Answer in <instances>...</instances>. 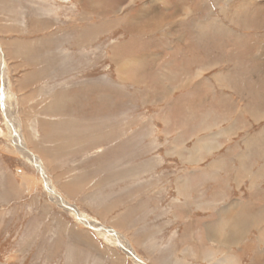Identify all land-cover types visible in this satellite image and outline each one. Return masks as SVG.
<instances>
[{"label": "rangeland", "instance_id": "obj_1", "mask_svg": "<svg viewBox=\"0 0 264 264\" xmlns=\"http://www.w3.org/2000/svg\"><path fill=\"white\" fill-rule=\"evenodd\" d=\"M20 1L5 0L8 31L0 33V264L7 254L10 264H210L208 254L253 264L258 250L261 262L264 244L254 229L244 240L241 216L222 210L211 240L209 216H200L184 248L182 230L166 226L156 205L144 207L146 176L160 170L153 161L165 144L158 122L152 139L146 134V117L165 108L141 101L150 75L170 84L169 110L264 108V0H40L36 11ZM125 60L134 63L119 77ZM259 127L264 116L249 134ZM5 170L27 190L7 205ZM231 219L242 231L228 247Z\"/></svg>", "mask_w": 264, "mask_h": 264}, {"label": "crops", "instance_id": "obj_2", "mask_svg": "<svg viewBox=\"0 0 264 264\" xmlns=\"http://www.w3.org/2000/svg\"><path fill=\"white\" fill-rule=\"evenodd\" d=\"M23 1L29 2L31 0ZM32 1L34 4H30L35 5L34 9L36 11L37 7L40 8V0ZM15 2H18V0H15ZM26 2L23 4L26 5ZM7 6L9 7L10 3ZM34 22L36 21L33 19V24L36 25ZM8 28L11 29L12 27L8 26ZM6 31L8 29L5 25V0H0V33L2 32V37H5L3 33ZM0 48L1 54L6 58L5 44L2 43ZM118 54L116 50H113L115 71L116 62L121 59ZM183 70H185V66H183ZM166 71L165 68L166 74L162 73V80L165 78L167 80L169 77L170 70L168 73ZM131 73L133 80L134 77L136 80L140 77L137 86L144 85L140 73ZM144 77L147 95L141 102L152 105L164 104L166 109H162V112L158 111V113L149 112L146 117V134L152 139L153 133L150 129L156 121L162 126L160 134L165 139L162 148L164 149V158L160 157V159L153 161L154 167H158L160 170L154 169L155 173L152 171L146 176V189L144 192L146 205L144 204V207L148 210L151 209L148 206L154 205L155 207L156 205L158 207L153 208L155 212H146L147 222H151L153 219L149 218L150 214L157 212L161 215L163 212L166 218L162 221L166 226L173 225L174 227L176 225L179 230H182L178 243L185 248L187 242H184V238L192 234L190 227L192 222L195 225L194 227H197V224L201 222L200 216H209L204 222L206 224L204 230L205 234L210 232V237H212L214 236L213 232L223 219L221 218L223 217L221 211L225 210L229 212L227 215L244 218V240L246 232L254 229V231L257 230L255 232L263 245L264 127H259L256 132L251 134H249V130L250 125H253L254 122L264 116V108L251 110L249 104L246 103L242 107L237 104V107H235L237 109L229 107L231 104H226L225 107H227L222 108L223 110L206 109L198 111L196 106H191L192 108H184L176 112L169 110V106L168 108L165 107L168 104L175 103L174 100L173 102H170V100L167 102V88L163 87L164 85L169 87L170 84L166 83L161 88L156 84L153 76L144 75ZM132 79L130 81L133 82ZM194 84H196V89H193V91H197L200 83ZM177 85L174 87H178ZM131 87L134 88V83L131 84ZM82 99L84 100V98ZM71 114H73V111ZM79 115L80 113L77 116L78 118ZM246 118H251L253 122L248 120L251 124L248 123ZM3 192L5 193L6 205L23 199L27 194L25 181H22L19 177L8 176L5 170V189ZM15 209H18V207ZM8 210L5 209L7 212ZM37 225L43 227L44 223ZM195 234L194 232L196 238L197 234ZM200 237L198 240H200ZM210 237L208 233V238L211 240ZM68 239L65 240V246L66 248L69 246V254L72 257L75 244L73 243V237L70 238L69 243ZM57 241L56 238L54 242L49 244L51 252H57L53 250L57 248ZM45 244H42V247ZM59 245H62V243ZM258 252V254L256 253V261L253 264H263L264 262L263 257L260 262L262 255H260L259 250ZM5 258V264H10L11 261L15 262L16 260L11 254H7ZM18 261L22 262L24 260L20 258Z\"/></svg>", "mask_w": 264, "mask_h": 264}, {"label": "bare ground", "instance_id": "obj_3", "mask_svg": "<svg viewBox=\"0 0 264 264\" xmlns=\"http://www.w3.org/2000/svg\"><path fill=\"white\" fill-rule=\"evenodd\" d=\"M90 1V0H89ZM134 0H129V3H133ZM88 3V2H87ZM122 8L118 11H121ZM144 11V10H143ZM131 61V60H130ZM130 61L128 60H125V61H122L121 63V66L120 68L118 69V76H122V71L123 72H127L131 65L134 63V61H131V63H129ZM6 108V107H5ZM9 115V114H8ZM16 141L17 139H19V136L16 135ZM19 148L21 150V154H26L27 158L29 159H33V155L31 156L30 152H28L27 150H24L22 145H21V142H20V145H19ZM32 157V158H31ZM38 170H40V168L37 166ZM65 205V204H64ZM67 207V206H66ZM228 213V212H227ZM226 212L224 214H227ZM230 225H229V229H228V235L224 236V241L226 245H228V247L230 245H232L233 243H235L236 241L234 240H239L240 239V232L242 231V229H240V225L236 222V221H233L232 219L230 220ZM213 235H214V232H213ZM216 235V234H215ZM114 236H117L118 235H114ZM216 237H219V235H216ZM214 240V239H213ZM221 246V245H220ZM227 247V248H228ZM127 251V250H126ZM229 252V251H228ZM128 253L131 255V256H134V254L130 251V249H128ZM224 255V253H223ZM230 255V254H228ZM225 256V257H224ZM222 256L221 260H213L212 257L210 256V254L206 255V256H203L205 260H207L208 262H210V264H238L236 261H235V258L230 255V256H226L224 255Z\"/></svg>", "mask_w": 264, "mask_h": 264}, {"label": "water", "instance_id": "obj_4", "mask_svg": "<svg viewBox=\"0 0 264 264\" xmlns=\"http://www.w3.org/2000/svg\"><path fill=\"white\" fill-rule=\"evenodd\" d=\"M33 163H34V162H33ZM34 165H35V167H36V169H37V165H36L35 163H34ZM79 217H80V216L78 215V218H79ZM80 219L83 220V218H81V217H80ZM102 230L107 231V230H109V229H107V228H102Z\"/></svg>", "mask_w": 264, "mask_h": 264}]
</instances>
